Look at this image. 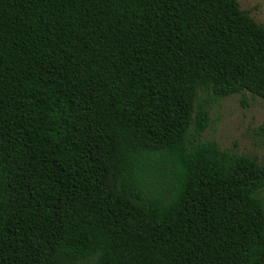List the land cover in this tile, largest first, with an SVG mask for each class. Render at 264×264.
Here are the masks:
<instances>
[{
  "label": "trees",
  "instance_id": "obj_1",
  "mask_svg": "<svg viewBox=\"0 0 264 264\" xmlns=\"http://www.w3.org/2000/svg\"><path fill=\"white\" fill-rule=\"evenodd\" d=\"M243 91L237 0H0V264H264V165L200 138Z\"/></svg>",
  "mask_w": 264,
  "mask_h": 264
},
{
  "label": "rangeland",
  "instance_id": "obj_2",
  "mask_svg": "<svg viewBox=\"0 0 264 264\" xmlns=\"http://www.w3.org/2000/svg\"><path fill=\"white\" fill-rule=\"evenodd\" d=\"M237 1L242 9L264 25V0ZM205 102L209 122L200 138L215 141L220 148L239 155L256 157L264 165V99L248 91L217 100L200 93L197 104Z\"/></svg>",
  "mask_w": 264,
  "mask_h": 264
}]
</instances>
